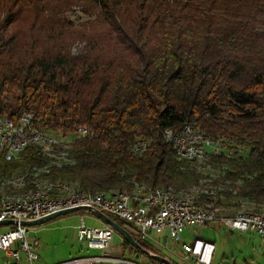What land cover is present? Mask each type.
Listing matches in <instances>:
<instances>
[{"label":"trees","instance_id":"obj_1","mask_svg":"<svg viewBox=\"0 0 264 264\" xmlns=\"http://www.w3.org/2000/svg\"><path fill=\"white\" fill-rule=\"evenodd\" d=\"M79 2L90 18L76 25L63 14ZM24 112L30 130L74 135L76 163L47 177L86 193L183 191L208 178L228 185L205 202L232 213L234 199L264 203V0H0V116ZM186 122L235 155L199 170L164 138ZM81 126L93 135L79 138ZM48 163L36 145L2 151L0 179Z\"/></svg>","mask_w":264,"mask_h":264},{"label":"built area","instance_id":"obj_2","mask_svg":"<svg viewBox=\"0 0 264 264\" xmlns=\"http://www.w3.org/2000/svg\"><path fill=\"white\" fill-rule=\"evenodd\" d=\"M32 114L24 112L19 118L32 120ZM3 122L9 120L1 119L0 121V150H5L12 145H18L23 135H18V139H9L8 133L3 130ZM91 131V130H90ZM39 135V131H35ZM79 138L82 132L76 131ZM93 132L91 131V136ZM83 138V137H82ZM45 139V138H44ZM169 142H180V149L192 151V148H203L196 145L195 127L183 125V133L174 135ZM47 145V139H45ZM144 148V143H139V147ZM212 152H226L228 155H235V149H228L222 146L219 149H206ZM238 152H244L242 148ZM94 207L112 219L124 221L130 225L132 230L143 240L152 243L155 246L165 250H171L170 245L173 243L176 247L172 252L185 260L197 259L202 264H210L211 256L214 252L215 245L196 237L193 244L188 243L182 237L188 227L199 228L206 225L222 226L228 230L238 231L241 233L258 234L264 245V215L255 214L245 220H236L231 222L219 221V214L216 212V219H207L205 216L197 214V211L191 209V206H185L183 203L174 202L157 195H147V198H137L135 195H125L124 200H103L102 203H94L77 198V201L63 202L61 205H51L48 201L27 200L24 205H5L0 204V221L6 219L21 221H31L40 219L57 211L74 207ZM14 226L0 233V250L7 253L8 257L19 261L24 253V259L34 263L41 258L40 240L36 235L30 234L28 227L21 224L8 225ZM115 230L105 225L102 228L87 226L85 218L82 217L81 225L78 227V235L81 240H85L89 249H97L105 252L110 245ZM161 235V238L154 237L153 234ZM197 236H199L197 234ZM18 242V247L14 248ZM113 261L116 264H143L131 257L121 256L118 258L106 256H81L60 264H98L101 260ZM256 264H264L256 263Z\"/></svg>","mask_w":264,"mask_h":264},{"label":"bare ground","instance_id":"obj_3","mask_svg":"<svg viewBox=\"0 0 264 264\" xmlns=\"http://www.w3.org/2000/svg\"><path fill=\"white\" fill-rule=\"evenodd\" d=\"M1 119L9 120L3 122V130L8 133L9 139H18V135H23L21 142L18 145H12L5 150H0L7 154V158H18L23 150L29 145H36L42 153L49 158L47 165L36 167L31 172L23 175H13L7 178L0 179V190H10L0 194V204L5 205H24L27 200L48 201L51 205H61L63 202L77 201L78 199L87 200L94 203H102L103 200L111 198L115 200H124L125 195H135L137 198H147V195H157L160 198L174 200V202L183 203L185 206H191V209L197 211V214L205 216L207 219H216V212L219 214V221L231 222L235 217L236 220H245L248 217H253L255 214L264 215V204L245 199H234L236 201L238 211L232 216L226 215L224 207L216 206L214 203L203 201L202 195L218 196L219 192L225 190L228 183L213 185L211 179H204L200 185L193 186L186 190L169 189H153L146 185H137L133 192L128 193H86L81 191L76 185L70 184L67 181L52 180L47 177L51 173L52 168H63L73 166L76 160L72 154L70 142L57 139V137L46 134L40 130H30L33 120L19 118L18 121L0 116ZM185 125H194L186 123ZM85 128V126H83ZM81 132L86 134V129H81ZM39 131V135L35 133ZM90 132V131H89ZM183 133V128L177 132L168 134L166 140L169 141L174 135ZM83 134V135H84ZM87 135V134H86ZM84 135V136H86ZM47 145H45V139ZM195 142L196 145L203 148H192V151L180 149V142H173L177 153L180 157L187 160L206 161L211 155L220 152L207 151L206 149H219L220 146L215 143L210 137L202 135L195 127ZM144 143V148H135V152L143 153L148 149V144ZM197 163V162H196ZM200 164V163H199ZM201 165V164H200ZM221 193V192H220ZM222 197V195H221ZM231 214V212H229Z\"/></svg>","mask_w":264,"mask_h":264},{"label":"rangeland","instance_id":"obj_4","mask_svg":"<svg viewBox=\"0 0 264 264\" xmlns=\"http://www.w3.org/2000/svg\"><path fill=\"white\" fill-rule=\"evenodd\" d=\"M81 8H82V3L79 2L77 4H74L70 8L71 10L65 12L63 15L68 17V19L74 21L76 25H79V23H81L82 21H86L90 18L88 14L83 13L81 11ZM79 41L78 43H75V46L73 47V53H77L78 50L82 48V44L79 43ZM80 128L86 129L88 131L86 133L87 135L90 133L88 127L85 126L84 128L83 126H81ZM196 128L199 130L197 126ZM77 130H79V128ZM169 133L165 134L164 136L165 140H166V135H168ZM54 134L60 137V138L57 137V139L61 140V138H65L68 139L66 141L69 142L70 140L75 138L74 135L71 134H69L68 136H63L60 133H54ZM83 134L84 133L82 132V136L85 137L84 135L86 134L84 135ZM72 154L74 156L73 149H72ZM209 158L205 162L204 161L199 162L197 160H190V161L197 162L196 164L198 166V169L201 171H205V165L208 164ZM10 161L17 162L18 159L17 160L12 159ZM205 174H208V172L205 171ZM203 180L201 181V183L203 182ZM224 208L226 209V207ZM226 210H227L226 211L227 216H232L236 213V212L232 213L229 209ZM237 211H238V207H237ZM229 212H231V214ZM82 217L85 218L87 226L91 228L94 227L102 228L106 225L101 219L96 217L93 213L87 210H81L64 216H60L39 226L28 227L29 233L37 235V237L40 239L39 253L41 255V260L40 261L37 260L36 261L37 264H59L60 262L67 261L72 258H76L80 256L98 255L102 252L97 249L87 248L85 240H81L79 238L78 227L81 225ZM12 228L14 229L15 227L2 226L0 227V233H3L6 230ZM197 234L199 236H197ZM119 235L120 234L115 232V237H122L121 235L120 236ZM153 236L157 238H161V235L157 233H154ZM182 237L185 241L191 244L194 243L196 237H200L203 240L215 243L216 250L212 264H246L244 259L245 258L249 259L256 249H259L261 246H264L260 238H258V236L255 233L244 234L238 231L231 232L230 230L217 225L215 226L206 225L204 227H199V228L188 227V229L183 233ZM124 241L125 240L123 239L122 242L123 252L121 256H125V257L130 256L132 259L137 260L141 263L144 262L146 264H152L149 258H147L146 256H142V254L139 253L135 254L134 252H132L133 254H130L128 249L127 250L125 249L126 247ZM151 245L153 244L151 243ZM16 246L18 247V242L16 243ZM170 246H171L170 251L165 250L161 247H157L155 246V244L153 245V248L156 249L157 252H160L161 254L165 255L167 258L171 259L172 261L178 264H201L198 260H194V259L185 260L182 257L175 255L172 252L173 250L176 249L175 245L171 243Z\"/></svg>","mask_w":264,"mask_h":264},{"label":"water","instance_id":"obj_5","mask_svg":"<svg viewBox=\"0 0 264 264\" xmlns=\"http://www.w3.org/2000/svg\"><path fill=\"white\" fill-rule=\"evenodd\" d=\"M81 210H87V211L93 213L96 217L101 219L105 224L111 226L118 234H120L123 237L124 240L129 242L132 246L140 249L143 254L148 256L149 259H152V260L157 261V262L162 263V264H177L174 261H172L171 259H169L163 255L153 253V252L145 249L136 240V238L132 235V233L126 227L122 226L117 221H115L114 219H112L111 217L107 216L106 214H104L103 212H101L100 210H98L94 207L80 206V207L64 209V210L52 213L50 215H47L45 217H42L40 219L31 220V221L18 222L17 220H13V219H6L3 221H0V227L8 226V225H18V224H21V225L27 226V227L39 226V225L45 224V223H47V222H49L55 218H58L60 216H64V215L74 213L77 211H81Z\"/></svg>","mask_w":264,"mask_h":264},{"label":"crops","instance_id":"obj_6","mask_svg":"<svg viewBox=\"0 0 264 264\" xmlns=\"http://www.w3.org/2000/svg\"><path fill=\"white\" fill-rule=\"evenodd\" d=\"M231 232H235L230 230ZM256 234V233H255ZM34 235V234H33ZM258 236V238H260V240L262 241L261 237L256 234ZM37 236V235H36ZM120 236V235H119ZM40 240V239H39ZM196 240V239H195ZM206 241V240H204ZM123 239L122 237H113L110 245L107 247V249L105 250V252H101L98 255H90V256H106V257H112V258H118L121 257L122 252H123V245H122ZM209 242V241H207ZM115 243V244H114ZM212 243V242H210ZM215 245V243H212ZM158 247V246H157ZM14 248H16V245L14 246ZM215 250H216V246L214 249V252L211 256V262L210 264H212L213 261V257L215 254ZM41 256V255H40ZM81 257V256H80ZM77 258V257H76ZM73 259V258H72ZM41 260V258L39 259V261ZM71 260V259H69ZM197 260V259H195ZM68 261V260H67ZM246 264H256V263H263L264 262V246H261L259 249H256L254 251V253L252 254V256L249 259H244ZM65 262V261H63ZM62 263V262H60ZM59 263V264H60ZM143 264H146L144 262H142ZM201 263V262H200ZM0 264H37L36 262L31 263L27 260L24 259V253H22V258L19 261H15L14 259L8 257L7 253L3 250H0ZM98 264H116L113 261H109V260H101ZM202 264V263H201Z\"/></svg>","mask_w":264,"mask_h":264}]
</instances>
